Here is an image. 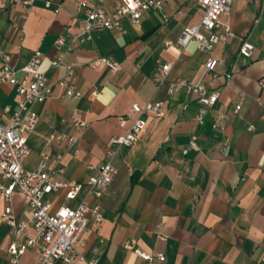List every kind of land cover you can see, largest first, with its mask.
<instances>
[{"label": "crops", "instance_id": "0c3cea01", "mask_svg": "<svg viewBox=\"0 0 264 264\" xmlns=\"http://www.w3.org/2000/svg\"><path fill=\"white\" fill-rule=\"evenodd\" d=\"M118 2L102 0L100 5L111 10ZM84 10L76 0H53L49 7L34 0L22 18L20 5L0 2V46L11 55V65L19 69L40 51L41 69L52 85L50 95L35 106L38 121L27 136L23 167L36 169L46 148L52 179L81 185L71 200H65L64 189L52 192L51 209L74 208L82 200L94 204L87 177L97 174L109 139L128 131L134 119L131 105L163 101L165 114L146 116L137 141L118 148L112 159L117 173L101 200L103 220L97 227L88 224L80 249L97 258V264H146L135 249L161 252L162 264H257L264 253V109L256 100H264V0L231 2L233 36L212 52L217 70L231 72V79L210 85L219 96L200 126L193 121L199 107L195 94L184 89L169 94L167 84L153 80L157 62L172 64L168 80L202 76L206 53L195 41L184 48L176 43L184 27L200 20L198 0H166L161 10H147L126 31L94 30L66 53L65 60L73 65V75L67 77L63 67L50 66L54 40L66 25L75 28ZM244 41L253 46L249 57L238 52ZM101 56L118 61L120 70L112 73L103 62L92 67ZM65 79L83 96L66 97ZM94 89L96 96L91 95ZM239 92L244 96L234 113ZM4 107L8 113L2 112ZM15 109V88L0 84V123ZM73 119L87 127H75ZM192 133L198 150L188 147ZM52 134L74 143L58 138L49 143ZM3 206L0 197V213ZM11 207L16 219L31 216L19 194ZM9 239L10 228L0 216V264H7ZM18 264H35L34 252L26 250Z\"/></svg>", "mask_w": 264, "mask_h": 264}, {"label": "built area", "instance_id": "2783aa9c", "mask_svg": "<svg viewBox=\"0 0 264 264\" xmlns=\"http://www.w3.org/2000/svg\"><path fill=\"white\" fill-rule=\"evenodd\" d=\"M53 0H44L49 7ZM78 8H85L84 17L79 18L75 28L66 25L64 34H59L54 40L55 54L50 60L51 67H63L65 76L72 77L73 65L65 60L67 52L72 51L79 43L89 38L96 29H108L114 31H126L131 23H138L144 13L149 9L161 10L166 0H119L111 10L104 9L102 0H76ZM233 0H198L203 13L200 20L183 28L176 43L184 48L190 41H195L200 50L206 53L203 62V73L197 81H189L184 78L168 80L172 64L169 62H157L154 83L156 85L167 84L169 94L184 89L196 95L199 107L193 116L196 126L204 123L207 111L214 105L219 90L210 88L213 82L219 85L231 79V72L218 71V59L212 52L215 46L233 36L229 23L230 5ZM9 5H20V16L25 18L30 11L34 0H0ZM90 2L91 6L86 4ZM60 8L57 4L55 11ZM19 30L23 33L21 27ZM23 38V37H22ZM253 46L244 41L238 52L244 56H251ZM43 55L35 51L26 65L15 68L11 65V55L0 46V84L7 83L15 88L16 109L7 116L5 123H0V197L4 206L0 213L10 228V239L6 248L7 264H18L20 256L26 250H32L35 255V264H97L94 257H87L80 249L84 245L81 234L88 224L97 227L103 220L101 212V200L106 187L114 179L117 169L112 159L121 146H131L137 141L140 132L146 125V116L160 117L165 114L163 101H148L144 104L133 103L130 113L134 119L128 131L124 135L111 137L104 161L97 166V174L87 177V186L90 193L96 199L94 204L82 200L74 208L60 205L51 209L48 196L59 189H64L65 200L74 199L81 185L68 181L52 179L51 172L47 170L46 163L49 160L47 149L40 153L41 159L36 169L29 170L23 167V160L29 153L27 136L34 129L38 114L35 106L41 104L51 93L50 84L45 71L41 69ZM100 62L107 65L112 73L120 70V63L110 56H101L91 62L96 67ZM208 79V80H206ZM66 97H81L83 93L75 89L72 80H62ZM264 85V80L260 81ZM96 89L91 91L96 96ZM243 92L238 93V99L234 103L233 111L236 113L241 106ZM257 104L264 109V100L256 99ZM8 107L2 112L8 113ZM225 120L228 117L220 114ZM124 119H121L123 123ZM75 127L84 129L87 124L73 119ZM217 128V125H213ZM66 139L69 145L74 143L73 138L63 135H51L49 143L54 139ZM197 135L192 133L188 147L198 150ZM60 156H56L59 159ZM88 169H92L88 166ZM19 194L23 197L31 211V216L24 219H16L13 215L11 201ZM134 252L145 260L146 264H162L164 255L161 252L145 253L138 249ZM257 264H264L262 253Z\"/></svg>", "mask_w": 264, "mask_h": 264}]
</instances>
